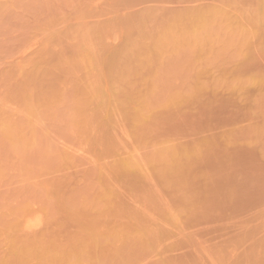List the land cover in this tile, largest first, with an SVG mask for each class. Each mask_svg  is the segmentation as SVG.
Here are the masks:
<instances>
[{
    "label": "rangeland",
    "instance_id": "obj_1",
    "mask_svg": "<svg viewBox=\"0 0 264 264\" xmlns=\"http://www.w3.org/2000/svg\"><path fill=\"white\" fill-rule=\"evenodd\" d=\"M0 264H264V0H0Z\"/></svg>",
    "mask_w": 264,
    "mask_h": 264
},
{
    "label": "bare ground",
    "instance_id": "obj_2",
    "mask_svg": "<svg viewBox=\"0 0 264 264\" xmlns=\"http://www.w3.org/2000/svg\"><path fill=\"white\" fill-rule=\"evenodd\" d=\"M262 5H263V3H262ZM207 6V5H206ZM209 7V6H208Z\"/></svg>",
    "mask_w": 264,
    "mask_h": 264
}]
</instances>
